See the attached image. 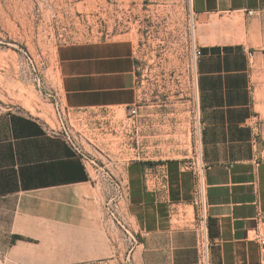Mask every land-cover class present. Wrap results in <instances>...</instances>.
<instances>
[{"label": "crops", "instance_id": "0c3cea01", "mask_svg": "<svg viewBox=\"0 0 264 264\" xmlns=\"http://www.w3.org/2000/svg\"><path fill=\"white\" fill-rule=\"evenodd\" d=\"M189 6L199 50L189 95L198 101L208 167L211 264H264V0H189ZM55 61L60 101L71 118L127 115L143 103L129 40L65 45ZM143 105L132 129L119 120L93 130L102 137L93 169L38 120L0 113L5 264L107 260L116 229L118 251L127 237L132 244L129 264H196L184 161L190 118L184 104L162 108L146 98ZM150 166L166 169V189L157 176L145 179Z\"/></svg>", "mask_w": 264, "mask_h": 264}, {"label": "rangeland", "instance_id": "374dc122", "mask_svg": "<svg viewBox=\"0 0 264 264\" xmlns=\"http://www.w3.org/2000/svg\"><path fill=\"white\" fill-rule=\"evenodd\" d=\"M193 26L189 0H0V113H22L53 128L61 104L56 51L112 40L133 43L143 103L148 98L162 108L186 107L196 58ZM122 116L102 119L95 111L67 123L77 145L97 161L102 137L93 130ZM3 207L0 201V264L9 219ZM116 232L110 258L93 264H129L132 244L127 237L118 251L122 236Z\"/></svg>", "mask_w": 264, "mask_h": 264}, {"label": "built area", "instance_id": "2783aa9c", "mask_svg": "<svg viewBox=\"0 0 264 264\" xmlns=\"http://www.w3.org/2000/svg\"><path fill=\"white\" fill-rule=\"evenodd\" d=\"M195 57L199 55V50H194ZM194 83L191 82L190 91H192ZM192 100L191 106H189ZM142 102V101H141ZM144 107L143 103L138 101L134 106L126 109L127 115H123L119 120L126 121L129 128L132 129L134 125V117L138 115L140 108ZM56 110V123L53 128L48 127L46 129L47 133L52 136L63 137L67 142L69 147L78 156L80 162L84 167L95 168L96 159L87 152L84 148L77 145L76 138L72 136L70 127L67 123L69 120L68 112L60 105H55ZM186 111L188 112L190 122V150L184 158L185 166L190 172L192 187H191V197L189 205L192 208V230L196 237V253L197 261L196 264H211L210 259V249L211 241L208 237V203H207V186H206V171L207 165L203 161L202 149H201V131L202 125L199 119V105L198 101L192 98V94L188 95V105H186ZM102 119H113L116 115L115 112L104 113V111L99 112ZM256 129V127H255ZM255 138L258 134L254 132ZM90 145H92L89 142ZM258 144L257 140L254 139L253 146ZM264 144V143H263ZM93 146V145H92ZM94 148V147H93ZM264 150V146H263ZM157 176L159 178V185L162 189H166L167 173L164 167H161L159 171H154L153 167H147L145 169L146 180L148 176ZM259 243L264 244V240L260 239Z\"/></svg>", "mask_w": 264, "mask_h": 264}]
</instances>
